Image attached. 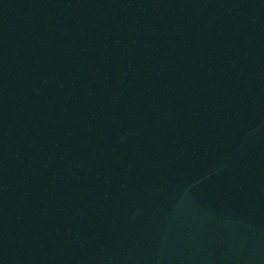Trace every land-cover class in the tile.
<instances>
[{
  "label": "water",
  "instance_id": "1",
  "mask_svg": "<svg viewBox=\"0 0 264 264\" xmlns=\"http://www.w3.org/2000/svg\"><path fill=\"white\" fill-rule=\"evenodd\" d=\"M0 264H264V0H0Z\"/></svg>",
  "mask_w": 264,
  "mask_h": 264
}]
</instances>
